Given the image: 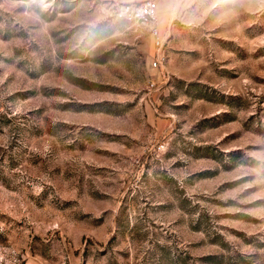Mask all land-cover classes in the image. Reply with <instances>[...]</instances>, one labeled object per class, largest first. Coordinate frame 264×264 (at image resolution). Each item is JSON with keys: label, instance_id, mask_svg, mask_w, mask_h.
Instances as JSON below:
<instances>
[{"label": "rangeland", "instance_id": "374dc122", "mask_svg": "<svg viewBox=\"0 0 264 264\" xmlns=\"http://www.w3.org/2000/svg\"><path fill=\"white\" fill-rule=\"evenodd\" d=\"M0 0V264H264V0Z\"/></svg>", "mask_w": 264, "mask_h": 264}, {"label": "built area", "instance_id": "2783aa9c", "mask_svg": "<svg viewBox=\"0 0 264 264\" xmlns=\"http://www.w3.org/2000/svg\"><path fill=\"white\" fill-rule=\"evenodd\" d=\"M158 8L157 0H143L137 3L122 4L117 14L128 21L148 26L154 36L156 45L160 46L163 43V39L158 27Z\"/></svg>", "mask_w": 264, "mask_h": 264}, {"label": "crops", "instance_id": "0c3cea01", "mask_svg": "<svg viewBox=\"0 0 264 264\" xmlns=\"http://www.w3.org/2000/svg\"><path fill=\"white\" fill-rule=\"evenodd\" d=\"M158 1V0H157ZM158 4H159V2H158ZM158 14H159V8H158Z\"/></svg>", "mask_w": 264, "mask_h": 264}, {"label": "water", "instance_id": "95a60500", "mask_svg": "<svg viewBox=\"0 0 264 264\" xmlns=\"http://www.w3.org/2000/svg\"><path fill=\"white\" fill-rule=\"evenodd\" d=\"M65 1H67V0H65ZM73 1H76V0H73Z\"/></svg>", "mask_w": 264, "mask_h": 264}]
</instances>
